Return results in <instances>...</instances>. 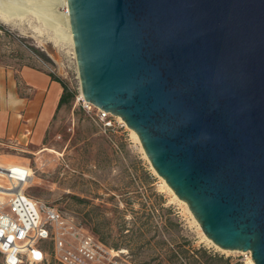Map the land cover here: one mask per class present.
Returning a JSON list of instances; mask_svg holds the SVG:
<instances>
[{
  "label": "water",
  "instance_id": "water-1",
  "mask_svg": "<svg viewBox=\"0 0 264 264\" xmlns=\"http://www.w3.org/2000/svg\"><path fill=\"white\" fill-rule=\"evenodd\" d=\"M66 4L84 101L136 133L206 238L264 264V0Z\"/></svg>",
  "mask_w": 264,
  "mask_h": 264
},
{
  "label": "rangeland",
  "instance_id": "rangeland-1",
  "mask_svg": "<svg viewBox=\"0 0 264 264\" xmlns=\"http://www.w3.org/2000/svg\"><path fill=\"white\" fill-rule=\"evenodd\" d=\"M57 12H67V6ZM38 26L31 15L21 28L0 21V65L43 69L64 80L75 96L57 110L41 142L0 143V163L29 165L33 177L27 193L109 249L122 251L127 264H190L193 258L196 264H250L239 252L208 241L121 117L111 115V126H105L99 108L82 97L74 48L39 37ZM44 245V264H61L51 241ZM201 249L222 260L206 263L208 255L196 254Z\"/></svg>",
  "mask_w": 264,
  "mask_h": 264
},
{
  "label": "built area",
  "instance_id": "built-area-1",
  "mask_svg": "<svg viewBox=\"0 0 264 264\" xmlns=\"http://www.w3.org/2000/svg\"><path fill=\"white\" fill-rule=\"evenodd\" d=\"M111 114L99 109V119L111 126ZM33 170L29 165L0 163V264H44L51 241L61 264H127L93 234L27 193ZM247 260L251 252H239Z\"/></svg>",
  "mask_w": 264,
  "mask_h": 264
},
{
  "label": "crops",
  "instance_id": "crops-1",
  "mask_svg": "<svg viewBox=\"0 0 264 264\" xmlns=\"http://www.w3.org/2000/svg\"><path fill=\"white\" fill-rule=\"evenodd\" d=\"M52 76L40 68L0 65V143L29 145L45 138L64 92Z\"/></svg>",
  "mask_w": 264,
  "mask_h": 264
},
{
  "label": "bare ground",
  "instance_id": "bare-ground-1",
  "mask_svg": "<svg viewBox=\"0 0 264 264\" xmlns=\"http://www.w3.org/2000/svg\"><path fill=\"white\" fill-rule=\"evenodd\" d=\"M60 5L66 6V0H0V20L11 27L21 28L27 16H34L40 23V26L34 28L39 37H47L56 45L70 46L73 49L68 13L57 12ZM13 164L20 163L11 162L8 165ZM32 177L33 172L30 182ZM208 241L212 243L209 239ZM250 264L254 262L250 260Z\"/></svg>",
  "mask_w": 264,
  "mask_h": 264
},
{
  "label": "trees",
  "instance_id": "trees-1",
  "mask_svg": "<svg viewBox=\"0 0 264 264\" xmlns=\"http://www.w3.org/2000/svg\"><path fill=\"white\" fill-rule=\"evenodd\" d=\"M54 79L58 80L62 86H63V89H64V92H63V95L61 97V100H60V103H59V106L58 108H61L63 105H67V104H70V102L74 99V92H72L69 88V86L67 85V83L62 80L61 78H58V77H55V76H52ZM95 236V235H94ZM96 237V236H95ZM97 238V237H96ZM98 239V238H97ZM99 240V239H98ZM100 241V240H99ZM102 243V242H101ZM202 254V257H206L207 255L209 256V259L206 260V263H209V260H213V259H221L222 260V257H217L215 255H212L211 252H209L208 250L206 249H201V250H198L196 251V254ZM227 262V261H226ZM197 263V260L196 258H193L192 259V262H190V264H196Z\"/></svg>",
  "mask_w": 264,
  "mask_h": 264
}]
</instances>
